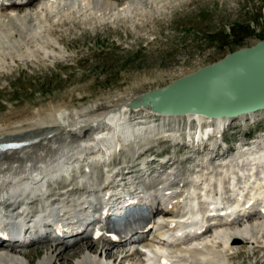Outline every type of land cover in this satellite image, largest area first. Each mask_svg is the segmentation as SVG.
Returning a JSON list of instances; mask_svg holds the SVG:
<instances>
[{
	"label": "bare ground",
	"instance_id": "bare-ground-1",
	"mask_svg": "<svg viewBox=\"0 0 264 264\" xmlns=\"http://www.w3.org/2000/svg\"><path fill=\"white\" fill-rule=\"evenodd\" d=\"M217 2L218 0L15 1L14 6H12L15 11L9 12L7 11L8 8L0 7V56L4 59L8 57L15 61H24V59H28V57H30V59L38 58L41 60L44 58L58 57L56 53L58 50L57 45H60V41H53V36H57L65 31L63 28L69 29L70 26H76L85 27V30H90L95 24L101 22L109 24L110 22L118 23L121 21V24L125 27H130L132 29L130 31H133L139 38H142L140 33L148 31L149 25L158 23L159 20L161 21L163 19L161 16L166 10L168 12L170 9H175V13H177L176 10H178L179 7L204 8L209 4L216 6ZM221 2L223 5L222 8L227 10L228 14H232L236 10L230 5L231 3L237 2L238 5L241 4V0H222ZM177 3L180 4L176 5ZM150 16L155 17L153 22H151L152 18ZM147 34L148 33L145 35ZM108 101L109 102L105 104L96 102L82 108L62 105V107H54L48 111L47 109L44 111L39 110L33 112L28 117L21 119L17 118V120L11 122H2L0 124V143L30 141L37 138L41 140L35 145L20 150H8L0 155V206H15V203L9 202V199L5 198L6 193L16 183L15 181L32 182L31 180H37L45 182L48 181L50 177L59 176L62 178L49 184V195L59 196L56 192L57 189L69 186H72L68 191L69 194L82 192L85 190V185H80L78 183L79 181L76 180L77 177H72V179L69 180L70 178L68 175L70 173L73 174L80 163L84 164V162H88L89 160L92 161V164L89 161L86 166L94 164V166L96 165V167H98L100 159H105L106 157L110 159L114 153L120 154L125 152L127 156L125 155V160L120 162L121 168L119 169L117 166H114L108 171L109 175H114L115 178H117L122 169L126 172H123L122 175L133 178L144 170V168L139 167L141 165L140 163L133 162L134 152H128L129 148L126 147L130 145V143L133 147L135 143L146 144V151L148 152L153 150L154 146H156L153 143L156 141L155 139L164 138V142L171 141L174 145H179L178 149L180 151H185L186 158L182 163L192 161L194 158L196 159V155H200L199 151L197 152L193 149L194 147L199 148L204 143H208L203 145L204 149L208 147H212L213 150L215 147L219 148L216 140H214V136L218 133H223L222 140L225 139L224 134L227 132L225 128L226 126L228 128L232 121L237 120L238 122L240 119H255L256 117L258 118L264 115L263 111L258 114H251L245 117L241 116L236 119L210 118L205 115L191 113L171 116L168 114H159L156 112L157 110L153 109L154 111H143V117L141 115L140 120L139 118H135L130 108L127 110L128 106L132 107L131 103H135L136 100L129 101L126 104L124 103L128 100L126 101L124 97H120L118 100ZM157 119H160V121L158 120L159 122H157ZM196 122L198 125H196ZM192 123H194V125H192ZM222 127L223 130L221 129ZM174 131H179V134L182 136L185 134L184 137L188 138L187 140H189V143L180 146V143L175 142L177 141L176 137L172 135ZM104 144L106 145L103 146ZM90 145L102 150L99 153L93 154L95 156L85 157V160L82 162L73 161L71 165L75 163L74 168H72L69 163L65 168L55 169L50 173V177H46L44 172L40 174H26L21 172L23 169V172L29 171L32 168V164H36L38 160L41 159L44 151L53 154V156L52 154L48 155L47 162H56V157L58 156L54 153L56 148L61 146L64 147L59 151V154L61 151L67 154L74 149L75 153L79 151L78 154L83 155L87 153L88 150H93L90 149ZM249 145H251V143L245 146L247 147ZM260 145H264V143H260ZM51 147L53 148L52 150L49 149ZM42 149L45 150L35 153ZM248 149L250 150L248 151ZM245 150L248 152H244L242 157H246V160H252L254 163L249 169L251 171V177H259L258 172L260 171L262 177H264V148L262 147L257 150L255 148H247ZM94 157L96 158L94 159ZM18 162L20 164L22 162L23 165L20 167V172H12L15 168L14 163L18 164ZM28 162L30 164L25 165ZM204 162L201 163V165L204 164ZM176 163L177 161H174L172 165ZM213 164L211 160L197 171L189 167L184 166L180 168L177 166L172 175L173 180L176 181L178 185L183 182L187 185L186 180H188V177H201L199 180L204 182L202 177H229L230 175H235V172L233 173L232 171L230 173V169H226V167L222 169L225 173L222 172V174H218L219 172L213 171L211 167ZM19 166L20 165L16 166V171H18ZM82 167H85V165L80 166V168ZM257 169L261 170L256 173L255 171ZM116 170L118 173H114ZM76 172L79 173L78 171ZM9 173L12 175L14 173V175L12 177H7L10 175ZM193 173L195 174L194 176ZM143 175L145 174L143 173L141 176ZM91 180L99 184L101 183L102 177L92 178ZM67 182H69V184ZM196 185L198 184L196 183ZM183 187H185V185ZM193 187L196 190V186ZM261 188L259 184L258 191L254 194L255 196L248 198V200L258 202L260 196L263 195L262 192H259ZM166 196L167 195L162 196L160 202H162ZM68 198L69 197L64 200ZM241 200L242 199H238L237 204L234 205V209H238L239 206H241ZM40 201L41 199L39 198L34 199L32 202L33 210ZM160 202L157 201L154 214L156 216L161 215L163 217L162 222H166V220L171 217L174 218L177 208L180 207L179 204L170 205L169 203L164 207V210H162V208H159ZM197 202L200 203L199 200ZM85 204V202H82L77 206L83 207ZM241 207L243 208V206ZM148 211L150 215L153 213L150 208H148ZM248 219H251V217ZM216 221L218 225L211 227L205 233L206 235L211 234L207 239H204V236L200 239H195V245L191 244L192 242H184L183 244H185V246H179L173 249L170 247H156L155 250H153V255L156 258H163V256H166L170 259V263L167 264H227L236 256L239 257L244 253L246 250L245 245L254 249V255L259 252L262 240L264 241L263 222L252 220V222L244 225L239 221V225L232 226L234 223L225 224L226 219H219ZM154 225H158V223L155 222ZM146 228L147 224H143L139 221L130 224L123 229V235L120 241H115L112 237L94 241L91 235L82 232L74 235L71 239L61 240L56 246L50 244L47 239H44L34 242L27 247L43 245L42 250L35 251L39 254L46 251L45 254H42L40 258L41 261L38 264H102L100 259H102L103 256L109 259L106 264H140L143 253L137 249L132 251V247L128 248L124 245V242L127 241L126 238H128L130 234H138V231L145 230ZM223 229L226 230L224 231L225 233H223ZM220 232H222L223 235L220 234ZM165 233H168L166 226L163 227V231L154 236V240L151 242H159V238L165 235ZM134 236L132 237L134 238ZM175 240L180 239L175 237ZM240 245L244 246L240 247ZM1 250H6L10 254L22 255L25 258L26 264H35L34 256H32L33 252L26 253L21 251L16 245L10 242L0 241V251ZM72 250L73 253H68ZM113 250L116 251L113 252ZM90 253H93L95 257ZM98 256L100 257L99 259ZM0 258H5L4 260H13V258L8 257L7 254H1ZM11 264L17 263L11 262Z\"/></svg>",
	"mask_w": 264,
	"mask_h": 264
},
{
	"label": "rangeland",
	"instance_id": "rangeland-1",
	"mask_svg": "<svg viewBox=\"0 0 264 264\" xmlns=\"http://www.w3.org/2000/svg\"><path fill=\"white\" fill-rule=\"evenodd\" d=\"M221 1L218 0L216 6L209 4L204 8L179 7L177 13L175 9H170L168 12L166 10L161 16L163 18L161 21L149 25L148 31L140 33L142 38L130 31L132 30L130 27L121 24V21L109 24L101 22L90 30L76 26L63 28L65 31L53 36V41H60V45H57L58 57L43 60L28 57L24 61H15L0 56L2 65H0V124L28 117L39 110L48 111L62 105L82 108L96 102L105 104L109 102L108 100H118L120 97L128 100L124 104L137 101V98L141 99L147 92L168 86L201 67L213 64L233 52L252 47L264 40V0H241L240 5L233 2L230 5L236 10L232 14H228L227 10L222 8ZM150 17L153 22L155 17ZM146 33L148 34L145 35ZM131 104L132 107L127 105V110L130 108L135 118L139 119L141 115L143 117V111L156 110ZM158 120L160 121L157 119V122ZM172 135L176 137L175 142L180 143V146L189 143L188 138L184 137L185 134L182 136L179 131H174ZM224 136L230 147L248 141L251 137L253 139L264 137V115L255 119L232 121ZM153 143L156 146L148 151L146 154L148 158L153 155L170 154L172 151H177L178 160L186 158L185 151H180L179 145H174L171 141L164 142L163 138ZM129 146L127 145V148ZM62 148L64 147L54 150L58 155L56 162H47L48 155L52 153L44 151L41 159L36 164H32L29 171L23 172V169L21 172L26 174L44 172L46 177H50V173L55 169L65 168L75 160L82 162L85 157L95 156L93 154L102 150L90 145V149L93 150H88L83 155L78 154L79 151L75 153L74 149L67 154L62 151L59 154ZM43 150L45 149L35 153ZM125 155L127 156L125 152L114 153L112 160L114 163L116 160L120 162L126 157ZM15 164L12 172H20L22 162ZM28 164L30 163L25 165ZM17 165H20L18 171H16ZM74 165L75 163L71 167L74 168ZM81 165L84 164L80 163L75 172L70 173L72 176L69 174L68 177H108L100 164L98 167L90 166L88 172H85L84 167L80 168ZM253 181L248 183L246 177L240 180V185L253 187L256 191L262 180L253 177ZM253 221L264 223V215L255 217ZM250 222L252 220L245 219L241 224L247 225ZM222 231L225 233L226 230ZM260 246L259 252L254 255V249L245 245L244 253L227 264H264L263 240ZM35 251V249L28 250L29 253ZM33 253L35 264L42 254H45ZM68 253H73V250ZM90 254L95 257L93 253ZM100 260L102 264H106L109 259L103 256Z\"/></svg>",
	"mask_w": 264,
	"mask_h": 264
},
{
	"label": "water",
	"instance_id": "water-1",
	"mask_svg": "<svg viewBox=\"0 0 264 264\" xmlns=\"http://www.w3.org/2000/svg\"><path fill=\"white\" fill-rule=\"evenodd\" d=\"M143 95L133 104L171 116L191 113L232 119L260 112L264 110V40Z\"/></svg>",
	"mask_w": 264,
	"mask_h": 264
}]
</instances>
